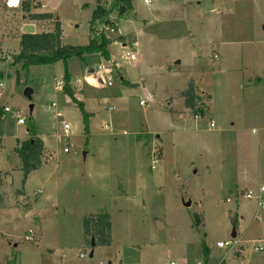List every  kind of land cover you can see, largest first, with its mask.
<instances>
[{
	"label": "rangeland",
	"instance_id": "1",
	"mask_svg": "<svg viewBox=\"0 0 264 264\" xmlns=\"http://www.w3.org/2000/svg\"><path fill=\"white\" fill-rule=\"evenodd\" d=\"M25 2L56 14L65 45L84 46L89 36L98 42L104 33L137 46L114 40L109 61L91 52L23 67L15 58L19 39L4 37L0 264H264V208L255 198L264 184V0H132L125 16L114 10L95 31V0L13 7L0 0V34L14 31L16 18L19 27L27 23ZM98 64L110 66L111 85L86 80ZM65 72L87 116L55 89ZM190 80L204 101L210 97L203 115L188 111L180 95ZM30 125L46 152L23 182L13 148ZM247 191L251 198L242 196ZM101 213L109 216L111 244L92 247L83 218ZM29 230L33 241L24 238Z\"/></svg>",
	"mask_w": 264,
	"mask_h": 264
},
{
	"label": "trees",
	"instance_id": "2",
	"mask_svg": "<svg viewBox=\"0 0 264 264\" xmlns=\"http://www.w3.org/2000/svg\"><path fill=\"white\" fill-rule=\"evenodd\" d=\"M103 2V1H102ZM95 0V7L91 14L89 21V28L95 31V22L98 20H107L110 12L116 11L120 17L125 16V13L131 9L132 0H112L109 8L105 7V1ZM104 4V5H103ZM28 2L20 4V10L26 18L27 23H32L35 26L34 33H22L18 18L14 21V31L3 32L0 34V46L5 36L16 37L19 39V53L16 55L17 59L22 60L23 67L29 65L53 64L58 60L66 61V59L77 56L82 58L84 53H99L106 61H109L110 55L107 50L108 44L114 40H122V35L115 38L105 37L101 33V39L97 42L89 36L88 43L84 46L65 45L61 41L62 32L56 14L50 11L38 12L33 11ZM46 24L52 27V30L38 31V25ZM104 23L107 24L106 21ZM115 27V25H113ZM116 28V27H115ZM102 32V31H101ZM125 82V81H123ZM129 84V83H128ZM62 91L71 98L82 113L87 116L83 110L82 102L75 97V92L69 85L68 74L65 72L62 83ZM184 99L185 108L191 111L194 115H203L209 110L210 97L206 95L205 101L202 94L199 93L193 80L189 81L186 89L180 92ZM17 157L19 158L20 168L23 172V182L27 175L42 165L41 158L45 155L46 149L43 146L42 140L35 134L32 125L28 128V136L22 140H16L13 148ZM20 194V190L15 191ZM231 223L236 226L237 221L230 216ZM83 234L85 242L88 245L92 237L95 246H108L111 244V224L107 213H101L98 216H86L83 218ZM236 255V253H234ZM203 264V263H202Z\"/></svg>",
	"mask_w": 264,
	"mask_h": 264
},
{
	"label": "built area",
	"instance_id": "3",
	"mask_svg": "<svg viewBox=\"0 0 264 264\" xmlns=\"http://www.w3.org/2000/svg\"><path fill=\"white\" fill-rule=\"evenodd\" d=\"M7 1L8 6L9 5V1ZM145 4H147V6H150V0H142ZM16 5L18 4V0H16ZM11 7V6H10ZM110 32H114V28H110ZM127 45H130L132 48L136 47V43L135 42H129L127 43ZM124 47H126V45H124ZM125 56L129 57L130 59H134L135 57V53L129 50L125 51ZM91 73H90V77L92 78V81H94L95 86H100V85H111V68L110 66H106L104 64H98L94 67H91ZM55 89L59 90L60 88L62 89V81L56 79L55 80ZM1 86V84H0ZM145 102L140 101L139 104H144ZM4 111H9L8 107H4ZM59 115V113H57ZM18 124H22L24 122L23 118L18 117L17 121ZM209 126L212 127L213 124L212 122L209 123ZM69 128L67 123H63V129L64 132L67 133V129ZM65 136H67V134H65ZM72 149V145H68L67 142L64 143V147H63V152L64 153H69L70 150ZM156 153V151H154V154ZM157 154V153H156ZM158 156V155H157ZM154 157H156V155H154ZM242 196L246 197V198H251V192L247 191L244 192L242 194ZM256 200H257V206L258 208H264V184H260L258 186V190H257V195L255 196ZM227 201H229L227 199ZM30 234L29 235H25V239L29 240V241H33V238L35 235H32V231H28ZM237 242V241H236ZM227 243L224 242H217L216 245L218 247H224ZM235 244V243H234ZM255 250H261L260 246H257L254 248ZM170 264H174L172 261L170 262Z\"/></svg>",
	"mask_w": 264,
	"mask_h": 264
},
{
	"label": "water",
	"instance_id": "4",
	"mask_svg": "<svg viewBox=\"0 0 264 264\" xmlns=\"http://www.w3.org/2000/svg\"><path fill=\"white\" fill-rule=\"evenodd\" d=\"M52 5H53V3H52ZM20 31L22 33H34L35 32V26L31 23H25L21 26ZM90 72H91V69H90ZM30 92H31L30 89H26L24 93L27 97H30ZM234 236H235V233L233 232L232 237H234ZM90 244L92 247L95 246V243H94V240L92 237L90 238ZM91 256H92V250L89 253V257H91Z\"/></svg>",
	"mask_w": 264,
	"mask_h": 264
},
{
	"label": "crops",
	"instance_id": "5",
	"mask_svg": "<svg viewBox=\"0 0 264 264\" xmlns=\"http://www.w3.org/2000/svg\"><path fill=\"white\" fill-rule=\"evenodd\" d=\"M37 11V10H36ZM39 12V11H38ZM118 30V29H117ZM36 31V30H35ZM122 41H124V43H123V45H127V43H129V42H135L136 43V41H134V40H127L126 38H125V36L124 35H122ZM230 44L231 43V40H227V41H225V42H222V44ZM136 46H137V43H136ZM178 62L176 61L174 64H177ZM167 69L169 70V71H175L176 70V68L174 67V66H168L167 67ZM88 73H89V75H90V68L88 69ZM86 76V80L89 82V83H91V81H89V78H90V76ZM92 84V83H91ZM199 91V90H198ZM199 93H201V92H199ZM202 94V93H201ZM188 110V109H187ZM189 111V110H188ZM40 138V137H39ZM41 139V138H40ZM42 140V139H41ZM43 142V141H42ZM44 146V145H43ZM83 155H84V157H86L87 156V152H84L83 153ZM264 171H262L260 168H258V174L259 175H261L262 173H263ZM243 173H244V171H243ZM240 178H241V176H240ZM218 242H220V241H218ZM240 249H242V247H240ZM238 253H239V251H238ZM237 253V254H238Z\"/></svg>",
	"mask_w": 264,
	"mask_h": 264
},
{
	"label": "bare ground",
	"instance_id": "6",
	"mask_svg": "<svg viewBox=\"0 0 264 264\" xmlns=\"http://www.w3.org/2000/svg\"><path fill=\"white\" fill-rule=\"evenodd\" d=\"M9 1V5L11 6V7H13V6H15L16 5V0H8Z\"/></svg>",
	"mask_w": 264,
	"mask_h": 264
}]
</instances>
